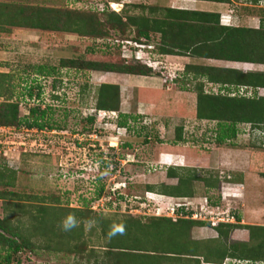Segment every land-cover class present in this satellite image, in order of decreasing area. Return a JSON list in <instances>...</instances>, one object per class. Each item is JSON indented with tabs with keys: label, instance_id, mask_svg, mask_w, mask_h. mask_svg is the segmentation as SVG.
Segmentation results:
<instances>
[{
	"label": "rangeland",
	"instance_id": "rangeland-1",
	"mask_svg": "<svg viewBox=\"0 0 264 264\" xmlns=\"http://www.w3.org/2000/svg\"><path fill=\"white\" fill-rule=\"evenodd\" d=\"M232 1L226 5L238 18L232 24L246 25L243 20L251 15L256 28L259 19H264V7H260L264 2L254 6L248 0ZM106 2L107 11L121 16L149 15L147 7L155 3L0 0L1 9L5 4L11 9L20 5L25 12L28 8L40 9L47 20H66V30L0 27V73L6 75H0V84L3 78L6 81L0 90L4 92L0 102L10 93L8 102H17L19 117H29L27 121L31 118L29 108L45 110V126L41 129L28 128L23 123L18 127L0 126V169L5 168L1 169L4 177L14 172L11 186L4 184L6 178L0 180V218L23 230L32 246L16 254L19 264H264V258L247 261L226 257L219 261L202 251L208 239L225 243V247L231 242H247L244 224L264 226V124L238 123L235 137L217 144L214 137L219 122L195 117L194 91L195 85L201 83L204 91L216 93L217 85L180 77L187 59L182 58L181 64L173 62L159 55L150 43L137 51L139 46L133 42H123L134 34V27L128 25L117 31L105 22L99 28L107 34L101 36L72 31L75 17L92 13L99 23L104 21L106 10L104 14L93 11L104 8ZM155 14L161 16L157 11ZM134 52L151 67L146 76L155 80L151 83L157 88L155 103L149 100L152 95L130 87L128 80L135 74L69 64L121 58L136 64ZM237 66H243L244 71L264 70L262 64ZM101 83L118 87L117 111L94 107ZM29 90L31 96L27 94ZM256 95L264 96V88L257 89ZM138 100L144 102L139 104ZM88 117H92L91 122ZM119 121H124L125 126H119ZM178 127L182 141L174 139ZM161 153L180 154L185 161L181 168L188 171L175 170L209 179L213 187L193 180L188 186L190 197L158 193L161 184L177 183L176 178L165 175L169 165L157 161ZM226 160L231 163L230 169L223 167ZM147 184L153 185V191L146 190ZM204 203L212 208H202ZM179 204H185L189 211L195 208L194 219L206 215V224L185 230L179 220L188 217L181 208L177 210ZM207 209L216 214L228 213L224 221L236 225L223 229L228 231L226 239L218 238L210 227ZM234 215L239 216L238 221ZM69 216L74 226L65 230L63 223ZM162 217H169L171 223L158 220ZM171 242L187 246L188 253L179 258L170 256L167 251ZM122 244L126 250L134 248L132 253H140L141 248L151 258H144L143 263L116 259L109 253L110 246ZM5 252L4 247L0 248V256Z\"/></svg>",
	"mask_w": 264,
	"mask_h": 264
},
{
	"label": "trees",
	"instance_id": "trees-1",
	"mask_svg": "<svg viewBox=\"0 0 264 264\" xmlns=\"http://www.w3.org/2000/svg\"><path fill=\"white\" fill-rule=\"evenodd\" d=\"M213 2H228L229 0H204ZM252 1L254 6L261 4L262 0H248ZM107 2L100 10L93 11L97 14H105L104 21L99 23L98 19L91 13L85 17H75L76 21H73L74 32H80L82 34L88 33L93 36H101L107 34L106 31H101L100 27H103L105 22L109 24L110 28L117 31H122V28L128 26L134 27V34L130 38H124V41L135 42L139 44L150 43L152 47L160 54L168 55H189L193 57L213 58L221 60L248 62L254 64L264 65V19H259L258 26L244 27V26H221L219 25L218 14L208 11H196V10H182L181 16L176 17L177 11L172 9H165L161 16L153 15L154 12H158L156 7H147L149 15H119L113 11H107ZM260 6V5H258ZM260 7H264L261 5ZM143 8V7H142ZM92 12V11H91ZM160 13V12H158ZM48 17L41 14L40 9H27L25 12L20 5L11 9L8 4L4 5L1 9L0 6V27L7 25L11 27H26V28H51V29H63L66 20L61 18H53L54 20H47ZM84 29H81V27ZM123 41V42H124ZM118 45H116L117 49ZM136 64H128L125 58H121L118 61L103 62L97 61H69L72 64L80 68H88L92 70H101L108 72H119L135 75H150L151 67L146 64L137 61ZM82 66V67H81ZM2 77H5L3 73H0ZM180 77H185V81L188 80L187 76L191 79H197L201 82H208L217 85L218 91L216 93H210L204 91L201 83L195 85V117L203 120H215L218 129L214 137V141L217 144L223 143L226 140H231L236 135L235 125L238 123H248L251 126H259L264 124V96L256 95V90L264 88V70L262 71H241L235 68H224L217 66L199 65V64H186L181 71ZM3 78V83L0 84V90L2 86L6 84ZM199 81V82H200ZM235 88L236 91L231 89ZM242 88V92H239ZM249 89V95H246ZM237 92V94L235 93ZM233 93V95H231ZM235 93V95H234ZM28 96H31V90L28 91ZM11 94L6 96L4 102H0V126H15L18 127L22 123L28 128L41 129L45 126V122L42 121L45 110H41L37 107L29 108L28 114H30V121L22 119L18 115V103L8 102ZM0 97H4V92L0 91ZM118 87L115 84L101 83L96 90L95 108L98 110L117 111L118 106ZM89 122L92 121V117H88ZM119 126H125L124 121L118 122ZM174 139L176 141H182L181 128H176ZM5 169V168H1ZM0 169V180H4V184L11 186L13 183L14 172L10 171L5 177ZM175 169L188 171L181 167L168 166L165 171V175L169 178L174 177L177 179L176 185H160L161 188L157 190L160 194L176 197H190L192 196L191 189L188 187L189 183L193 180H201L207 187H213L208 182L209 179L194 175L190 172H177ZM153 185L147 184L146 190L153 191ZM181 207L180 211L184 215H189L191 211H183ZM178 210V209H177ZM178 212V211H176ZM235 220H239L238 215H234ZM171 223L169 217H162L158 219ZM180 222L184 224L183 228L189 230L192 226H202L206 221L194 220L185 218L180 219ZM174 225V224H171ZM236 226L231 223H218L215 226H210L217 233L218 238H227L226 228ZM245 229L248 232V241L243 242H231L229 245L224 246L214 239H208L205 241L208 245L202 246V251L205 256L213 257L219 261L224 258H233L237 260L258 261L264 258V226L257 224H244ZM23 230L18 227H12L7 224L6 220L0 218V248L4 247L6 250L3 256H0L2 261L0 263L10 264L15 261L19 264V258L16 256L21 250H31V244L28 238L23 234ZM160 233V232H158ZM179 235V233H176ZM176 237V236H175ZM216 241V243H213ZM250 242V243H249ZM205 243V244H206ZM121 246V245H120ZM130 250H126L125 245L121 247L110 246V254H113L116 259L119 257L126 258L127 261H139L143 263L144 258H151L150 254L145 255L143 249L140 253H132ZM118 248V249H117ZM117 250V251H116ZM170 256H182L188 253L187 246H178L174 243L169 244ZM195 255V254H190ZM144 261V262H145ZM208 262V260H206Z\"/></svg>",
	"mask_w": 264,
	"mask_h": 264
},
{
	"label": "crops",
	"instance_id": "crops-1",
	"mask_svg": "<svg viewBox=\"0 0 264 264\" xmlns=\"http://www.w3.org/2000/svg\"><path fill=\"white\" fill-rule=\"evenodd\" d=\"M233 2L232 0H229L228 2H213V1H204V0H154L155 3H152L153 7H156V10L160 13H164L165 9H172L177 12L172 13L175 14L176 17L181 16V11L182 10H196V11H208V12H215L218 14V20H219V25L221 26H238L235 25L237 22L238 18L233 17V11L231 8L226 7L228 3ZM235 22L232 24V22ZM244 23L246 25H240L244 27H254L252 24H254L253 17L251 15H248L247 18H245ZM242 21V22H243ZM160 55H165L167 59L172 60L173 62L177 61L181 64L183 62L182 58L185 60L187 59L188 61L184 62L182 65V69L184 65L186 64H199V65H208V66H217V67H224V68H235L241 71H244L243 66L241 69L238 67V64H249L248 62H239V61H230V60H221V59H213V58H202V57H193L189 55H168V54H160ZM180 59L182 61H180ZM196 59L200 60L195 61ZM203 62V63H202ZM205 63V64H204ZM230 64V65H229ZM237 64V65H236ZM181 69V71H182ZM132 76V75H130ZM136 76V77H133ZM132 80L128 82H131L130 87L131 88H136L141 94H147V95H152L155 98H149V100H152L154 103L157 99V94L155 91L157 90L156 87L151 85V83L154 81L152 80L151 77L149 76H143V75H133ZM138 77V78H137ZM150 78V80H149ZM150 83V84H149ZM139 104L144 102V100H138ZM159 159L157 161L161 164H167L171 166H178V167H183L185 164L184 159H181V155L177 153H166V154H159ZM181 159V160H180ZM221 162L222 157L219 159ZM230 161L226 160L223 161V167L231 168L229 163Z\"/></svg>",
	"mask_w": 264,
	"mask_h": 264
},
{
	"label": "built area",
	"instance_id": "built-area-1",
	"mask_svg": "<svg viewBox=\"0 0 264 264\" xmlns=\"http://www.w3.org/2000/svg\"><path fill=\"white\" fill-rule=\"evenodd\" d=\"M260 1V0H259ZM264 2V0H262V2H261V4ZM260 4V5H261ZM110 6V5H109ZM124 42H130V41H124ZM133 45L135 46V47H137V46H139V49L137 50V51H139V52H141L140 50V48L142 47H145V46H147V47H149V45H145V44H139V43H135V42H133ZM133 58L134 59H136V60H139V61H141V62H143L144 64H147L148 65V63L144 60H140V57H137V55H136V52H134V54H133ZM242 88H240V90H239V92H242ZM231 94H233V93H231ZM250 94V92H246V95H249ZM177 205V204H176ZM177 207V209L178 208H181V207H183L185 210H187L186 208V205L185 204H183V205H181V204H179L178 206H176ZM200 207V209H201V207L202 206H199ZM198 207V208H199ZM208 207H210V208H212L211 206H209L207 203H204V206L202 207V208H204V209H206V208H208ZM175 210V209H174ZM195 208L193 209V210H191V212H190V214L189 215H186L187 217H189V218H191V219H194L195 218V216H196V213H195ZM171 211V213H174L173 212V210H170ZM207 212H205V214H207V216L209 217V222H210V225L211 226H215L216 224H218V223H226V221H224V219L225 218H227L229 215H228V213H222V212H220V213H218V214H216L215 212H211L210 211V209H207L206 210ZM204 214V215H205ZM206 216V215H205ZM205 216H203V217H200V214H199V217L201 218L200 220L201 221H203L204 219H205ZM232 216V215H231ZM194 220H197V219H194Z\"/></svg>",
	"mask_w": 264,
	"mask_h": 264
},
{
	"label": "clouds",
	"instance_id": "clouds-1",
	"mask_svg": "<svg viewBox=\"0 0 264 264\" xmlns=\"http://www.w3.org/2000/svg\"><path fill=\"white\" fill-rule=\"evenodd\" d=\"M141 62V61H140ZM143 63V62H142ZM147 65V64H146ZM147 66H150L149 64L147 65ZM99 111H103V110H99ZM169 166H171V165H169ZM175 167H177V166H175ZM74 226V220H73V218L71 217V216H69L65 221H64V223H63V228L65 229V230H67V229H70V228H72Z\"/></svg>",
	"mask_w": 264,
	"mask_h": 264
}]
</instances>
